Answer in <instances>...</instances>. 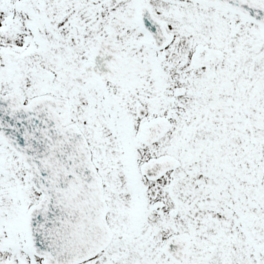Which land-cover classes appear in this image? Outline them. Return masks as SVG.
Masks as SVG:
<instances>
[{"label": "snow or ice", "instance_id": "obj_1", "mask_svg": "<svg viewBox=\"0 0 264 264\" xmlns=\"http://www.w3.org/2000/svg\"><path fill=\"white\" fill-rule=\"evenodd\" d=\"M0 264H264V0H0Z\"/></svg>", "mask_w": 264, "mask_h": 264}]
</instances>
